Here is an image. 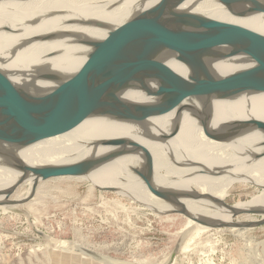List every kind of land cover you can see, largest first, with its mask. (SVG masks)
I'll list each match as a JSON object with an SVG mask.
<instances>
[{
    "label": "bare ground",
    "instance_id": "obj_1",
    "mask_svg": "<svg viewBox=\"0 0 264 264\" xmlns=\"http://www.w3.org/2000/svg\"><path fill=\"white\" fill-rule=\"evenodd\" d=\"M257 1L264 6V0ZM157 2L0 0V69L18 86L30 91H46L56 83L35 79L43 67L61 73L63 78L76 74L92 51L85 41L104 39L110 32L102 23L110 24L111 28L120 27ZM247 4L231 0H187L180 9L264 32V8L255 9ZM231 10L242 16L233 15ZM238 58L219 61L215 72L226 75L250 66ZM167 65L188 75L185 65L173 56L167 60ZM124 98L134 102L151 100L135 89H129ZM182 106L183 110L176 108L141 123L92 116L60 135L13 149L9 165L0 166V200L5 197L1 193L7 192L19 178L15 168L22 160L35 166L69 164L87 158L93 148L98 153L121 151L124 145L121 139L127 137L139 142L143 153L154 162V185L165 193L171 204L152 193L133 171L143 166L142 153L122 155L79 178L102 188H116L118 193L141 200L159 213L173 207L187 209L191 216L186 227L190 229L182 236L183 240L187 239L181 247L185 250L190 248L194 232L200 234L215 224L252 221L251 216L245 221L235 220L234 216L240 210L264 207V136L258 131L244 133L238 122L250 118L264 120V93L211 102L191 97ZM207 116L211 119L207 125L209 133L205 134L200 118ZM175 130L177 132L171 135ZM230 134L233 139L229 142L213 139ZM1 142L0 147L4 146ZM237 183L263 189L251 200L234 204L232 210L222 201ZM24 184L32 187L33 179ZM29 194L30 191L21 193L17 189L13 200H22ZM32 200L26 205L32 207L40 198L35 196ZM54 243L61 249L69 245L67 240H54ZM261 243L264 244V240ZM112 262L132 264L120 260ZM176 262L175 259L172 264Z\"/></svg>",
    "mask_w": 264,
    "mask_h": 264
},
{
    "label": "water",
    "instance_id": "obj_2",
    "mask_svg": "<svg viewBox=\"0 0 264 264\" xmlns=\"http://www.w3.org/2000/svg\"><path fill=\"white\" fill-rule=\"evenodd\" d=\"M185 1L158 0L155 5L120 27L111 28L110 24L102 23L110 32L104 39L85 41L92 51L89 60L76 74L63 78L61 73L51 72L45 67L37 73L35 79L56 83V86L46 91H30L18 86L0 69V141L4 144L0 147V166L9 165L13 149L60 135L92 116L141 123L176 108L183 110V102L191 97L211 102L242 94L264 93V32L181 10ZM231 1L240 5L249 3L255 9L264 8L257 0ZM230 12L242 16L236 11ZM172 56L185 65L187 76L167 65V60ZM233 57H239L241 62L250 66L226 75L215 72L216 63ZM129 89L140 90L151 100H127L124 94ZM210 119L211 116L200 118L205 134L209 133L207 125ZM238 126L244 133L258 131L264 136V120L250 118L239 121ZM231 135L213 139L229 142L233 139ZM121 140L124 144L121 151L98 153L93 148L87 158L69 164L35 166L22 160L15 168L20 176L7 192L1 193L5 197L0 200V206L23 204L32 199L40 181L53 177L87 175L95 167L122 155L138 153L143 155V166L133 171L152 193L171 204L165 193L155 187L154 162L143 153L141 144L127 137ZM31 178L33 186L30 194L22 200H11L9 197L17 188ZM101 189L117 191L113 187ZM173 197L176 201V191ZM222 204L233 210L235 203L228 204L223 200ZM167 212L191 216L183 208L173 207ZM238 213L262 217L256 221L238 222L235 225L222 223L211 227L264 224V207L240 210ZM182 241H178L166 264L174 262ZM82 248L81 252L91 254L105 263L119 261Z\"/></svg>",
    "mask_w": 264,
    "mask_h": 264
},
{
    "label": "rangeland",
    "instance_id": "obj_3",
    "mask_svg": "<svg viewBox=\"0 0 264 264\" xmlns=\"http://www.w3.org/2000/svg\"><path fill=\"white\" fill-rule=\"evenodd\" d=\"M28 185L17 189L31 192ZM101 188L77 176L53 177L39 182L32 199L40 201L32 207L26 205L32 199L0 206V264H109L81 252V247L132 264H166L190 229L189 217L159 213L141 200ZM262 189L237 183L224 202L249 201ZM248 216L252 221L262 217L239 213L234 219L245 221ZM191 238L190 248L177 253L176 264H264V224L215 226ZM54 240L69 245L61 249Z\"/></svg>",
    "mask_w": 264,
    "mask_h": 264
}]
</instances>
